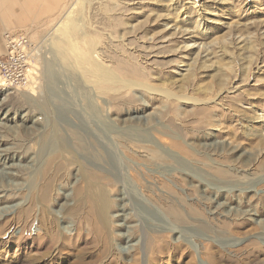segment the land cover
<instances>
[{
  "label": "rangeland",
  "instance_id": "1",
  "mask_svg": "<svg viewBox=\"0 0 264 264\" xmlns=\"http://www.w3.org/2000/svg\"><path fill=\"white\" fill-rule=\"evenodd\" d=\"M43 1L1 33L35 77L0 89V264H264V0Z\"/></svg>",
  "mask_w": 264,
  "mask_h": 264
},
{
  "label": "built area",
  "instance_id": "2",
  "mask_svg": "<svg viewBox=\"0 0 264 264\" xmlns=\"http://www.w3.org/2000/svg\"><path fill=\"white\" fill-rule=\"evenodd\" d=\"M2 36L5 54L0 58V89L28 93L35 77L31 73L34 46L26 34L6 31Z\"/></svg>",
  "mask_w": 264,
  "mask_h": 264
},
{
  "label": "bare ground",
  "instance_id": "3",
  "mask_svg": "<svg viewBox=\"0 0 264 264\" xmlns=\"http://www.w3.org/2000/svg\"><path fill=\"white\" fill-rule=\"evenodd\" d=\"M70 62L72 64L75 63V65L77 64L78 69H80L81 73L83 69V72L86 73L88 77H93L95 83L99 85L101 92H104L106 90H112L114 92H118L125 89H131L136 86H147L144 85L143 83L148 77V76L146 77L145 74L146 71L144 72L142 71V69H139L137 67L139 64L138 65L136 64L137 65L136 66L135 63L132 61H119V63L114 64L113 68L105 67L99 61H85L89 65L88 68L87 67L85 68V66H83L81 61H70ZM98 196L101 195L100 194L96 195L98 199L97 198L93 199L92 202L90 203V205L92 207H95V209L100 208L99 204H98L99 207L96 206V202L101 203V197ZM26 214L27 212L24 211L23 216H26ZM38 226H40V224ZM19 234L22 235L21 229L19 230ZM42 236L44 237L43 234ZM42 236L40 234H37L35 238L41 239Z\"/></svg>",
  "mask_w": 264,
  "mask_h": 264
},
{
  "label": "crops",
  "instance_id": "4",
  "mask_svg": "<svg viewBox=\"0 0 264 264\" xmlns=\"http://www.w3.org/2000/svg\"><path fill=\"white\" fill-rule=\"evenodd\" d=\"M40 2L41 0H0V58L5 54V46L1 37L4 29L26 27L32 24L36 26L44 15L49 19V14L44 12L46 7L43 5L39 7ZM50 5H47L48 10Z\"/></svg>",
  "mask_w": 264,
  "mask_h": 264
}]
</instances>
